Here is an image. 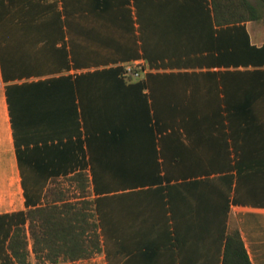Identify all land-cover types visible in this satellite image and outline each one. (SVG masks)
<instances>
[{
    "label": "crops",
    "instance_id": "obj_1",
    "mask_svg": "<svg viewBox=\"0 0 264 264\" xmlns=\"http://www.w3.org/2000/svg\"><path fill=\"white\" fill-rule=\"evenodd\" d=\"M243 34L261 46L264 19L218 23L211 0H0V264H18L8 248L16 212L83 198L92 201L101 251L45 264H221L212 230L222 216L225 230L238 228L251 264H264V93H258L264 63L243 57ZM132 60L149 68L140 79L124 80L144 82L142 96L187 104L193 86L165 77L201 70L214 74L205 76L202 94L218 82L219 96L233 103L228 213L225 194L215 202L204 191L177 188L168 198L146 190L134 135L122 143L98 139L96 119L111 111L99 94L115 86L88 74ZM119 88L131 108L133 88ZM77 139L81 153L68 160L67 142ZM80 170L84 186L71 177ZM27 236L25 264H36Z\"/></svg>",
    "mask_w": 264,
    "mask_h": 264
},
{
    "label": "trees",
    "instance_id": "obj_2",
    "mask_svg": "<svg viewBox=\"0 0 264 264\" xmlns=\"http://www.w3.org/2000/svg\"><path fill=\"white\" fill-rule=\"evenodd\" d=\"M211 4L218 23L221 20L229 23L260 18L257 7L249 0H211ZM238 42L237 36V44ZM241 45L244 58L251 57L257 65H263L264 43L261 46L250 44L248 34H243ZM245 48L251 51L245 52ZM232 54L228 52L227 58ZM203 63L202 57H196L194 65L202 67ZM88 75L102 76L115 86L113 89H102L99 94L104 109L108 106L111 111L101 112L96 119L98 139L105 136L111 142L122 143L133 135L137 138L142 146L138 157L143 160L147 176L145 180L149 182L146 190L165 191L168 198H171V192L177 188L200 193L204 191L215 202L219 197L222 202L225 194V209L229 212L228 197L233 179L231 171L235 166L230 147L235 135L236 117L230 110L234 107L233 103L227 97L219 96L218 82L206 86V95L202 94L205 76L214 74L200 70L189 74L166 75L165 78L175 75L183 77V80L193 86L192 98L184 105H165L153 93L142 96L140 91L145 83L138 80L126 86L123 67L120 65L94 70ZM149 75L147 73L146 77ZM263 76L259 77L260 94L264 93ZM119 85L133 88L134 96L129 109L123 103ZM111 92L116 95H111ZM147 98L150 99L149 103H146ZM178 105V111L170 110L171 107L176 110ZM172 112L181 116L179 121L169 117ZM108 127L114 130L106 135L105 129ZM126 127L132 128L136 133L130 136ZM74 144H77L76 152ZM80 144L78 139L68 140V160L78 157L81 153ZM156 145L159 149H156ZM159 158L161 161H158ZM71 177L85 185L87 176L84 171L80 170ZM178 178L181 179L179 182L176 181ZM172 179L175 182H170ZM162 181L165 183L163 186L160 185ZM92 209V201L83 198L77 202L46 204L16 212L14 215L18 217L19 225L13 231L8 248L18 264H25L28 256V232L36 264L55 263L60 258L76 260L92 257L101 251L98 223L94 220ZM26 221L27 229L24 226ZM215 228H212V232L222 248L221 264H251L238 228L225 230L223 216L220 226L216 225Z\"/></svg>",
    "mask_w": 264,
    "mask_h": 264
},
{
    "label": "built area",
    "instance_id": "obj_3",
    "mask_svg": "<svg viewBox=\"0 0 264 264\" xmlns=\"http://www.w3.org/2000/svg\"><path fill=\"white\" fill-rule=\"evenodd\" d=\"M123 79L126 81L137 80L149 70L143 60H132L122 64Z\"/></svg>",
    "mask_w": 264,
    "mask_h": 264
},
{
    "label": "rangeland",
    "instance_id": "obj_4",
    "mask_svg": "<svg viewBox=\"0 0 264 264\" xmlns=\"http://www.w3.org/2000/svg\"><path fill=\"white\" fill-rule=\"evenodd\" d=\"M249 1L257 7L260 18L263 20L264 19V0H249ZM68 190L72 191V189H68Z\"/></svg>",
    "mask_w": 264,
    "mask_h": 264
}]
</instances>
